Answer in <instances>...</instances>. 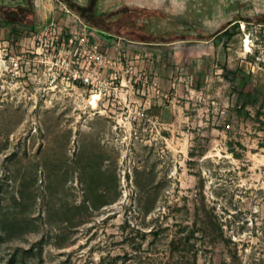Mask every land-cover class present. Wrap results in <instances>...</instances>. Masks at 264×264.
Returning <instances> with one entry per match:
<instances>
[{
    "label": "rangeland",
    "instance_id": "1",
    "mask_svg": "<svg viewBox=\"0 0 264 264\" xmlns=\"http://www.w3.org/2000/svg\"><path fill=\"white\" fill-rule=\"evenodd\" d=\"M221 1L193 32L3 10L0 264H264V0Z\"/></svg>",
    "mask_w": 264,
    "mask_h": 264
},
{
    "label": "crops",
    "instance_id": "2",
    "mask_svg": "<svg viewBox=\"0 0 264 264\" xmlns=\"http://www.w3.org/2000/svg\"><path fill=\"white\" fill-rule=\"evenodd\" d=\"M62 3H68L79 7L80 13L84 20L91 25L90 28H101V22L111 25L113 22L119 23H132L127 18L123 17V13L127 9L133 10H146L147 12L158 16L169 25L180 24L182 27H186L189 31H204L206 29L205 21H222L225 14H231L228 12L227 7L221 0H59ZM64 1V2H63ZM150 1V2H149ZM211 2V8L213 12L204 18V10H202L207 4ZM238 2V0H232ZM252 2V0H250ZM199 2V5L198 3ZM215 4L212 5V4ZM229 4V1H228ZM201 5V6H200ZM67 7V5L65 4ZM241 7V6H239ZM9 8H16L21 10L23 16L33 15L35 20H45L49 18L53 13H59L61 10L60 5L57 4V0H0V19L5 20L3 17L4 11ZM57 11H53L54 9ZM199 9L200 15H195ZM4 10V11H3ZM193 15L191 16V12ZM15 19L19 16L16 13L9 14ZM3 16V17H2ZM79 17V16H78ZM81 19V18H80ZM205 19V20H204ZM158 22V21H157ZM159 23V22H158ZM154 33V32H153ZM152 43V42H150Z\"/></svg>",
    "mask_w": 264,
    "mask_h": 264
},
{
    "label": "trees",
    "instance_id": "3",
    "mask_svg": "<svg viewBox=\"0 0 264 264\" xmlns=\"http://www.w3.org/2000/svg\"><path fill=\"white\" fill-rule=\"evenodd\" d=\"M64 2V1H63ZM66 3V5H67V8H69L72 12H74L75 14H77L80 18H81V21L83 22V23H85V24H88V25H91L90 23H87L85 20H84V18L82 17V15H81V13H80V11H81V9L79 8V7H75L74 5H72V4H70V3H68L67 1H65ZM147 14H149V12H147L146 10H143V9H141V10H133V9H127V11L125 12V13H123V17H125V18H127L129 21H132L133 20V17L135 16V15H147ZM114 26L115 25H113V23H111V25L109 26L110 27V30H113V28H114ZM116 28V27H115ZM114 28V29H115ZM133 32H135V31H131V33H133ZM136 33V32H135ZM136 34H138V35H140V36H138L137 38L140 40H143V41H145V39H148L149 41H151L152 40V38H154V39H159V38H157V36L156 35H150V34H144V33H136ZM141 37V38H140ZM183 38H175L174 37V39H169L170 41H172V42H174V41H178V40H182Z\"/></svg>",
    "mask_w": 264,
    "mask_h": 264
},
{
    "label": "flooded vegetation",
    "instance_id": "4",
    "mask_svg": "<svg viewBox=\"0 0 264 264\" xmlns=\"http://www.w3.org/2000/svg\"><path fill=\"white\" fill-rule=\"evenodd\" d=\"M144 15H135L134 17H133V22H135V21H138L141 17H143ZM147 16L148 17H150V18H152V19H154V20H156V21H158L159 23H160V21L162 22V21H164V19H162V18H160V17H158V16H155V15H152L151 13H149V14H147ZM132 22V23H133ZM136 33H144V34H150V35H156L157 36V38H160L161 37V33L162 32H159V31H153V32H139V31H136V30H134ZM165 32V31H164ZM158 39H154V38H152V40L151 41H146V42H155V41H157Z\"/></svg>",
    "mask_w": 264,
    "mask_h": 264
},
{
    "label": "bare ground",
    "instance_id": "5",
    "mask_svg": "<svg viewBox=\"0 0 264 264\" xmlns=\"http://www.w3.org/2000/svg\"><path fill=\"white\" fill-rule=\"evenodd\" d=\"M245 43H246V49L248 50L249 49V46H248V40L247 39H246ZM96 98L97 97L95 96L94 99H96Z\"/></svg>",
    "mask_w": 264,
    "mask_h": 264
},
{
    "label": "built area",
    "instance_id": "6",
    "mask_svg": "<svg viewBox=\"0 0 264 264\" xmlns=\"http://www.w3.org/2000/svg\"><path fill=\"white\" fill-rule=\"evenodd\" d=\"M244 48H246V43H244ZM247 50V49H246ZM246 52H251V48L249 47V49ZM75 79V78H74Z\"/></svg>",
    "mask_w": 264,
    "mask_h": 264
},
{
    "label": "water",
    "instance_id": "7",
    "mask_svg": "<svg viewBox=\"0 0 264 264\" xmlns=\"http://www.w3.org/2000/svg\"><path fill=\"white\" fill-rule=\"evenodd\" d=\"M125 41V40H124Z\"/></svg>",
    "mask_w": 264,
    "mask_h": 264
}]
</instances>
